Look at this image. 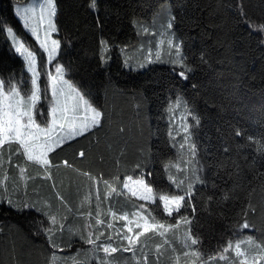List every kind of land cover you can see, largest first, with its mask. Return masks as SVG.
Returning a JSON list of instances; mask_svg holds the SVG:
<instances>
[{
  "label": "trees",
  "instance_id": "trees-1",
  "mask_svg": "<svg viewBox=\"0 0 264 264\" xmlns=\"http://www.w3.org/2000/svg\"><path fill=\"white\" fill-rule=\"evenodd\" d=\"M24 1L0 0V24L11 26L37 48L43 67V52L14 12V4ZM54 1L56 36L61 41L55 62L102 111V123L49 153L51 167L47 170L27 161L22 150L17 153L16 143L0 150V264H53L54 252L58 257L55 264H98L105 254L101 250L94 255L92 246L85 243V225H91L94 236L104 233L99 243L111 235L113 246L119 247L116 232H127L125 221L114 219L109 208L117 216H132L145 203L126 192L105 200L111 187L119 192L125 178H140L144 173V179L158 190L157 196L187 191V182L180 192L169 183V172L177 180L188 176L189 182L199 176L203 183L193 185L191 205L186 209L166 217L159 207L152 223L175 225L181 217L192 223L181 224L165 237L156 233L142 236L136 258L143 262L147 253L148 264H155L156 246L162 245L161 264H208L209 258L225 255L223 250L230 248L227 260L215 259L211 264H264V0H142V17L134 16L129 23L135 42L128 47L111 44L104 34L97 8L103 0H96L95 11L91 0ZM156 1L159 5L153 9ZM173 17V28L166 31ZM168 38L181 44L191 69L187 79L179 76L180 67L168 62ZM102 40L108 42L107 53ZM157 51L163 61L148 63V59L155 60ZM174 55L173 49L171 57ZM102 56L108 58L106 64ZM22 71V58L11 42L5 43L0 29V79L4 84H16ZM23 79L20 89L26 93L30 86L26 71ZM42 83L44 86L43 75ZM175 101L188 113L191 142L197 146V156L191 158L189 167L181 165L183 172L173 167L181 154L173 135ZM41 107L45 113L47 102ZM237 130L241 136L235 134ZM81 151L84 157L79 156ZM165 165L172 167L166 170ZM193 169H197L195 175ZM85 172L97 178L96 184ZM89 193L90 203L85 199ZM24 203L35 207L18 210ZM44 213L56 216L57 223L52 225ZM97 219L104 223L97 225ZM245 219L251 227H237ZM109 223L112 228L107 227ZM44 228L56 232V249L50 246ZM189 229L200 240L191 249L183 245ZM165 239L171 244L164 245ZM237 244L253 263L236 255ZM113 258L109 264H135L132 252H117Z\"/></svg>",
  "mask_w": 264,
  "mask_h": 264
},
{
  "label": "snow or ice",
  "instance_id": "snow-or-ice-1",
  "mask_svg": "<svg viewBox=\"0 0 264 264\" xmlns=\"http://www.w3.org/2000/svg\"><path fill=\"white\" fill-rule=\"evenodd\" d=\"M42 7L47 11V15L49 17L47 24V31L45 32L44 40L41 42V37L37 29L30 28L28 22H24V28L31 33V35L38 42L39 47L44 51L48 52V59L51 63L58 49L61 47V41L53 39L51 40V44L53 48L51 50L48 49V38L51 33H55L58 31L56 25L53 21V18L56 14V6L54 0H45L44 5ZM90 7L95 11L96 10V0H91ZM17 15L20 13L17 11ZM43 16L41 20H43ZM174 17L169 19L167 24L166 31H170L173 28ZM0 29L4 32V41L5 43L11 42L12 47L14 48V52L19 54L22 58L24 64V71L31 74V95L27 96V93L24 96H27V100L24 96H21L19 88L23 87L24 84V71L21 72V79L16 83L11 85L8 88L7 93L3 91L4 89V81L0 80V150H3L5 145H11L16 143L19 147L16 149V152L19 153L21 150L23 151L24 156L27 161L35 162L40 165L45 170L51 167V161L49 159V153L53 152L55 149L59 148L66 141L73 140L76 137L83 136L84 134L90 132L94 128L98 127L102 123L103 113L101 110L92 106L87 100L84 99L83 95H79V101L81 103L73 104L71 108L67 106V104H63L60 100V96H63L64 93L62 90H58L55 84L52 82L55 81L56 84L67 83L64 81V74L66 69L63 66L56 67V76H52L49 73V82L51 86V98H49L48 92L49 87L41 88L40 79L42 76V72L37 69V48H34L31 44L27 43L23 37L19 36L15 33L14 29L11 26L5 27L3 24H0ZM144 33L147 34V28L144 29ZM101 47L105 53L108 51V42L102 40ZM165 43V41H161V44ZM168 54H170L169 63H172L175 66L180 67L182 70L179 72V76L187 79V73L191 71L189 67H187L186 57L183 55L181 51V44L179 42H175L173 39H168L166 41ZM159 48V45H157ZM175 51L174 58L171 57L172 51ZM151 54V50H150ZM110 58V57H109ZM102 63H107L108 58L101 57ZM163 57L160 51L155 53V60L148 59V63L153 62H162ZM125 66H129V62L125 60ZM141 67L144 65L141 64ZM76 90L73 89V92ZM17 96H21L20 100H15L14 98ZM30 101V104H28ZM42 102H47L49 108L48 112L44 113L40 111V106ZM81 106L83 107V111L85 115L81 118L77 115V113L81 110ZM27 109V110H25ZM34 111L39 114L41 117V123H46V127L42 128L40 124L36 122L34 118ZM183 119V118H182ZM198 123V118L193 117ZM26 120V122H25ZM190 125L185 121L182 124V130L184 133L183 139L184 143L180 145L181 149H184L186 146L191 152V156L195 158L197 156V146L195 143H192V133L190 131ZM40 133H44V144H39L41 139ZM237 136H241L242 132L237 130L235 133ZM171 136V130L169 132ZM175 139V137H172ZM251 140V137L249 138ZM40 148L41 151L37 154L36 149ZM227 152L228 149H225ZM85 153L81 151L79 153L80 157H84ZM9 160H11V156H9ZM189 160L187 163H191ZM65 166L68 165L67 161H64ZM139 168L140 165H137ZM171 165H165L166 170H170ZM177 167V172H183L185 169H181L179 165ZM202 171V169H200ZM24 170L21 169V172ZM197 169H193V175L196 174ZM85 176H89V173H83ZM144 173L141 174V177L135 181L132 180V177L129 176L123 183L122 189L118 192L115 187H111V191L105 196V200L109 199L114 193L116 195H121L123 192H127L131 195V197H135L139 200L144 201L145 203L139 204L137 211L132 215L139 216L140 219L144 221L143 224L137 223L135 226L139 228L140 231H133V228L127 227V232L117 231L116 237L118 238V242L120 243L119 247L113 246L114 238L109 235L107 240L102 244L99 243L101 238L104 236V233L101 232L99 235L94 236L93 231L91 230V225H85V230L87 231V239L85 243L92 246V252L95 255L97 252L101 251L105 254V258L103 260L98 261V264H109V261L114 260L113 254L117 252H132L133 258L135 259V264H148V256L147 253L144 254L143 262L136 258V250L140 246V239L142 236H145L149 233H156L161 237H165L167 233L173 232L175 229L179 228L181 224L191 225L192 221L188 219V217H181L176 220L175 225L169 224L165 226L163 223H152V221H156L157 216L156 213L159 211V207L163 208V214L166 217H172L174 214H178L182 209H186L189 205H191V198L193 196V185L195 183H203L199 176H196L194 181L189 182V177L185 176L183 180H177L175 176L171 175L169 172L168 181L170 184L174 185L178 192L183 190L185 183H188L187 191L183 192V194H171V195H156L157 189H154L151 182L146 181L144 179ZM146 175L151 176V173H147ZM48 178L50 177V173L48 174ZM93 181V184H96L97 178L90 177ZM140 185L143 189L142 192H137L134 188L130 187V183ZM105 184L107 182L105 181ZM57 196L61 201L63 198ZM86 201L91 202V193L85 197ZM212 197H209V201H211ZM96 200L99 202V188L96 189ZM3 201V196H0V202ZM159 201V204L157 203ZM9 205L13 204V201L9 199ZM156 206V207H151ZM35 207L33 204L24 203L23 207L18 210L22 211L24 208L32 209ZM99 207V203L97 204ZM37 212H41V208L35 209ZM254 211V209H250ZM109 211L112 217L116 220H127L128 213H125L123 216H117L115 211L109 208ZM193 212H195V207L193 206ZM44 215L49 216L48 213H44ZM100 215V212H97V216ZM244 215H247V210L244 212ZM88 217H92V213H88ZM49 220L52 225L57 223L56 216H49ZM43 223V222H41ZM97 225H101L104 223L103 220L97 219ZM64 225H60V231L63 232ZM108 228H112L113 225L109 223L107 225ZM237 227L248 229L251 227L250 223L245 219L243 224L237 225ZM44 234L47 235L50 246L53 249H56L58 246L55 242L54 237L56 236V232L53 228H44ZM81 239H85L83 235H81ZM124 241L127 242L124 245ZM190 241V244L188 243ZM251 243V240L248 241ZM171 242L168 239L164 240V245H170ZM200 244V240L198 238H193L191 235V229L186 234V238L183 241V245L185 248H193ZM241 244L236 245V255L243 256L244 253L240 251ZM175 251V248H172ZM230 248H225L223 251L225 255H221L219 257L209 258L208 264L215 259L227 260V253ZM63 251V249H60ZM156 262L155 264H161V257L163 255L162 245L156 246ZM188 253H185L187 256ZM192 255L199 257L200 254L193 252ZM58 259L56 253H53V264ZM180 257L177 256L176 260L179 261ZM115 264H119L118 261Z\"/></svg>",
  "mask_w": 264,
  "mask_h": 264
},
{
  "label": "rangeland",
  "instance_id": "rangeland-1",
  "mask_svg": "<svg viewBox=\"0 0 264 264\" xmlns=\"http://www.w3.org/2000/svg\"><path fill=\"white\" fill-rule=\"evenodd\" d=\"M44 3H45V0H26L24 2H16L14 4V12H15L16 16L18 17V19L20 20L22 26L24 27V22L27 21L30 28L37 29L39 34H40V37H41V42L44 40L45 32L47 31L48 19H49L48 15H47V11L42 7V5H44ZM158 5H159V2L156 3V5L153 7V9L157 8ZM97 8L99 11V19H100L102 29L105 32L104 34L109 36L111 44H116V45L128 47L135 42L133 35L130 34L129 23H130V20L134 16L142 17L143 8H144V4L142 3V0H141V2H140V0L139 1L138 0H103L97 4ZM17 11L20 13L19 16L17 15ZM147 11H149V10L147 9L146 12ZM138 12H140V13H138ZM42 16L44 17L43 20H41ZM53 21L55 23V17L53 18ZM27 32L31 35V33L29 31H27ZM56 33L57 32L51 33V35L48 38V49L49 50H51L53 48V45L51 44V40H53V39L58 40ZM32 38L35 40V38L33 36H32ZM168 39H170V38H168ZM35 42L37 43V45L39 47L38 42L36 40H35ZM39 49L43 52L44 57H45L43 67H40L38 57H37V69L42 72V75L45 79V85L43 86L42 76H41L40 86H41V88L49 87L48 95H49V98H51V86H50L48 74L51 73L52 76H56V67L62 66L61 64L55 62V59L59 53V49L57 50V52L55 54V58L51 63L49 62V59H48V52L44 51L40 47H39ZM28 74H29L30 86H29V89L26 93H27V96H30L32 85H31V74L30 73H28ZM63 79L67 83L56 84L55 81H53L52 83L55 84V86L57 87L58 90H62L64 93L63 96H60V100L62 102V105L66 103L67 106L69 108H71L73 104L81 103L79 101V95H83V94L80 91V89H78L72 83V81H70L67 78L66 72L64 74ZM11 85H13V84H4L3 91L5 93H7L8 88ZM73 89H75L76 91L73 92ZM18 90L20 91L21 96H24L25 92H22L20 88ZM21 96H17L14 99L20 100ZM27 96H24V98L26 100H27ZM83 97H84V95H83ZM0 99H2V97H0ZM84 99L87 100L85 97H84ZM28 104H30V101H28ZM48 108H49V106L47 104V109H46L45 113L48 112ZM25 110H27V109H25ZM40 111L43 112V109L41 106H40ZM171 112L173 114V120H172L173 121V135L177 138V141H178L179 147H180V145L184 143V139H183L184 133L182 130V124L185 121L188 124V113L184 109L183 105H181L178 101H175L173 103ZM77 115L81 118L85 115L82 106H81V110L77 113ZM34 118L36 119V122L38 124H40V126L42 128L46 127V123H41V117L35 111H34ZM25 122H26V120H25ZM40 137H41V139L39 141V144H44L46 142L44 139V133H40ZM5 147H7V145H5ZM6 150H8V149H6ZM6 150L4 152H6ZM36 151L38 154L39 151H41V149L37 148ZM191 158H192L191 152L189 151V149L186 146L184 149H181L180 160L176 161L173 164L174 169L177 170V167H176L177 165H179V167H181V165H182V166H184V168H188L190 163H187V162L189 160H191ZM126 179L127 178L124 179L123 183L125 182ZM137 179H139V178H133L132 177L133 181H135ZM129 183H130V187L134 188L137 192L143 191V189L140 185L133 184L132 182H129ZM121 216H123V215H121ZM124 221H125V224H124L125 229L127 230V227H131V228H133L134 232L140 231V229L136 228V226H135L137 223H139V224L144 223V221L142 219H140L139 216H136V215L128 216V219L124 220ZM240 251L244 253V255L241 256L242 257L241 259L243 261H246V262L249 261L250 263H253V260H251L249 257L246 256V253L244 252V250H242L240 248Z\"/></svg>",
  "mask_w": 264,
  "mask_h": 264
}]
</instances>
